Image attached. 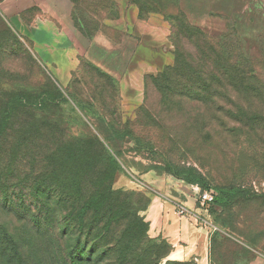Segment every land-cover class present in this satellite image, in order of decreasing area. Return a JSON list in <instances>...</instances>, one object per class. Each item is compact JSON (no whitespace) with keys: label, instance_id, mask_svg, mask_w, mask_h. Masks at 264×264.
Segmentation results:
<instances>
[{"label":"rangeland","instance_id":"rangeland-1","mask_svg":"<svg viewBox=\"0 0 264 264\" xmlns=\"http://www.w3.org/2000/svg\"><path fill=\"white\" fill-rule=\"evenodd\" d=\"M70 1L89 43L78 53L56 52L52 66L0 11V121L12 97L24 96L36 109L17 110L0 129V264H73L68 252L80 251L77 232L56 237L60 212L43 182L42 156L63 138L87 136L117 155L121 171L112 188L136 193L135 207L146 211L151 197L168 198L182 216L184 204L172 194L195 199L207 236L204 264H264V0H129L119 32L111 27L113 0ZM100 35L109 43L94 41ZM176 60L183 77L161 84L174 76ZM229 70L237 73L236 87L220 77ZM195 87L204 94L186 92ZM164 88H178L184 98ZM45 125L58 129L44 132ZM183 166L212 190L239 189L241 199L227 209L201 208L200 187L177 172ZM144 211L140 249L155 248L140 264L149 255L157 264H195L194 257L171 259L160 221L150 227ZM17 238L22 249L14 253Z\"/></svg>","mask_w":264,"mask_h":264},{"label":"trees","instance_id":"trees-1","mask_svg":"<svg viewBox=\"0 0 264 264\" xmlns=\"http://www.w3.org/2000/svg\"><path fill=\"white\" fill-rule=\"evenodd\" d=\"M174 68L175 70L172 71L174 76H163L160 80L161 84H173L176 76H181L182 73L178 71V68H181V62L176 60ZM229 72L227 78L222 74L220 77L236 87L239 84L237 73L235 71L232 73V70ZM250 78L253 80L251 76ZM164 89L170 94L179 95L181 99L184 98L185 93H181L178 88L174 91L169 88ZM186 92L192 97H196L197 93L204 94L203 91L199 92L197 87L186 90ZM24 99V96H15L6 101L2 111L4 118L1 120L0 129L8 125L9 116L23 107L24 112L35 114L36 109H33L31 105L33 102H27ZM15 102L19 106L15 107ZM42 128L44 132H53L58 129L51 125H45ZM47 141L50 146L52 142ZM49 150L48 155L42 156L45 161L42 164L45 169L47 168L43 171L44 175H47L43 182L46 184V191L58 207L56 211L60 212L59 219H57L60 232L56 237L58 239L67 238L70 228L77 232L74 237H76V244L81 252H77L75 257V250H70L68 256L71 262L73 264H140V261L144 259L142 254L155 247L147 250L140 249L143 247V238H146V223L139 215L144 211L143 208L134 206L132 197L137 194L125 193L112 188L117 174L121 171L117 155L108 152L104 144L94 136L76 140L63 138L59 141V145ZM150 170L153 168L150 167ZM178 170H180L177 171L178 173H182L183 181L199 186L201 191L211 190L213 192L214 200L211 206L227 209L242 197L241 191L237 188L218 187L215 190L208 188L204 184L201 173L195 169L186 172L183 166ZM36 219L35 224H40L39 219L37 217ZM122 221L125 222L121 233L118 224ZM36 225L34 227L39 229ZM117 233L121 234L120 238L116 237ZM123 238L134 239L135 245L125 243V240L123 242ZM152 243L148 239L146 246ZM12 244L13 248H11L14 249V253L22 249L19 238L12 241ZM146 260L147 263L144 264H157L154 257L150 255Z\"/></svg>","mask_w":264,"mask_h":264},{"label":"crops","instance_id":"crops-1","mask_svg":"<svg viewBox=\"0 0 264 264\" xmlns=\"http://www.w3.org/2000/svg\"><path fill=\"white\" fill-rule=\"evenodd\" d=\"M126 1L129 0H113L118 15L112 20L111 27L118 32L121 30L122 6ZM72 6L70 0H3L0 2V11L22 36L32 41L38 57L52 66V55L56 52H67L71 48L72 54L78 53L80 48L84 49L83 46L86 49L89 43L74 25ZM102 37L97 36L94 41L99 38L102 44H108ZM70 58L75 59L76 56ZM172 197L184 204L186 215L174 214L168 198L161 201L151 197L148 208L143 213L145 220L150 227L160 221L162 237L173 247L171 259L182 261L194 257L195 264H204L208 250L207 236L197 221L200 216L195 211L196 201L191 197L182 201L180 194H172Z\"/></svg>","mask_w":264,"mask_h":264},{"label":"built area","instance_id":"built-area-1","mask_svg":"<svg viewBox=\"0 0 264 264\" xmlns=\"http://www.w3.org/2000/svg\"><path fill=\"white\" fill-rule=\"evenodd\" d=\"M264 186V184H263ZM198 204L201 208L208 207L214 200V194L211 190L198 191ZM180 215H185L186 211L183 208L179 209Z\"/></svg>","mask_w":264,"mask_h":264}]
</instances>
